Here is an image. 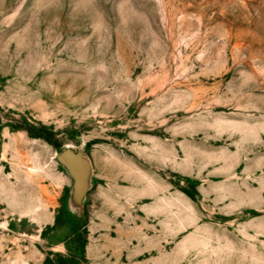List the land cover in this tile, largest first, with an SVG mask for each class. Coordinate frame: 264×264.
I'll return each instance as SVG.
<instances>
[{"label": "rangeland", "instance_id": "374dc122", "mask_svg": "<svg viewBox=\"0 0 264 264\" xmlns=\"http://www.w3.org/2000/svg\"><path fill=\"white\" fill-rule=\"evenodd\" d=\"M0 264H264V0H0Z\"/></svg>", "mask_w": 264, "mask_h": 264}]
</instances>
